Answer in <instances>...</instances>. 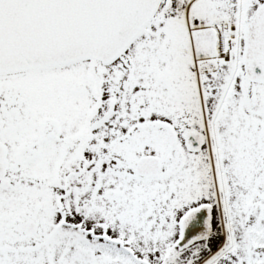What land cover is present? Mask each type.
<instances>
[{
	"label": "snow or ice",
	"instance_id": "snow-or-ice-1",
	"mask_svg": "<svg viewBox=\"0 0 264 264\" xmlns=\"http://www.w3.org/2000/svg\"><path fill=\"white\" fill-rule=\"evenodd\" d=\"M0 264H264V0H0Z\"/></svg>",
	"mask_w": 264,
	"mask_h": 264
}]
</instances>
